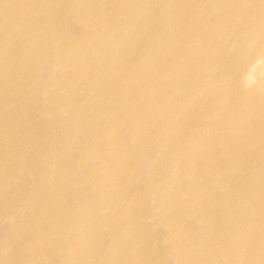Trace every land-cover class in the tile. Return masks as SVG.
<instances>
[{"label":"rangeland","instance_id":"374dc122","mask_svg":"<svg viewBox=\"0 0 264 264\" xmlns=\"http://www.w3.org/2000/svg\"><path fill=\"white\" fill-rule=\"evenodd\" d=\"M248 3L0 0V264H238L228 243L252 203L264 264V140L244 130L250 110L264 120V30Z\"/></svg>","mask_w":264,"mask_h":264},{"label":"bare ground","instance_id":"6f19581e","mask_svg":"<svg viewBox=\"0 0 264 264\" xmlns=\"http://www.w3.org/2000/svg\"><path fill=\"white\" fill-rule=\"evenodd\" d=\"M95 2V1H94ZM221 8H223L225 6L224 2H219ZM180 3L177 1H173L170 3V5L168 6H163L159 11V15L162 17V19L165 20V18L168 21L169 25H174L176 24V20L171 16V12H175V10H179L181 9L180 7ZM249 7L254 10L253 13H255V18H256V24H260L262 26V32L264 30V5L261 4V2H259L258 0H249L248 3ZM78 7H80V5H78ZM12 7L10 6H6L1 8L0 7V16L4 18V20H6V22L11 23V17L10 15H12L10 9ZM15 8V7H14ZM190 9V8H186L185 10ZM264 33V32H263ZM2 37V36H1ZM261 44L262 46H264V37H261ZM215 45H211V47L209 48H201L198 50V53L200 55H208V54H212L215 52ZM97 47L92 48V51L97 53ZM121 54L122 51L121 50H116L111 59L114 62L121 59ZM1 59V58H0ZM149 65H152V62H148ZM208 66L210 68H213L214 65L211 62L210 64H208ZM135 74H133L132 76H134ZM137 87H139V84H137ZM214 87V85L210 86V89ZM223 87V86H222ZM158 89H155V92H157ZM162 91V88L160 90V92ZM231 98V96L229 95V92H224L222 93V95H219L216 100L220 103V104H224L227 101H229ZM262 102L264 103V99L262 100ZM221 111V110H218ZM252 112L249 113V119L250 122L248 123V126H246V128H244V130L252 135L255 136V138L260 139V140H264V120L262 118V115L258 112H255L256 110H250ZM150 114L149 117L155 118L156 116L162 115L161 113H157V112H150L148 113ZM242 114V113H241ZM236 117V116H235ZM235 117H231L230 118V124L231 122L234 120ZM230 134V133H229ZM228 136V135H227ZM236 148V147H235ZM232 148L229 149L228 148V143H227V139L224 138L221 142V149L223 150V152H231V151H235L236 149ZM238 150V149H237ZM233 153V152H232ZM250 152H248L247 150L244 151H240L239 154L241 157H245L246 155H248ZM262 153H264V144H262ZM199 158V155H198ZM231 158V159H230ZM234 161V157L233 156H229V162H233ZM255 161V159H254ZM55 163V162H54ZM189 163L192 166V162H185V163H179V164H174L171 165L170 167L173 169L174 173H176L178 175L179 178V172L181 171V169L183 168V166ZM240 164V162H239ZM194 166V165H193ZM192 166V168H193ZM258 176L257 179H261L264 182V160H262L261 165L259 166L258 169ZM178 180V179H177ZM232 192V191H230ZM253 205V203H252ZM252 205L249 206V208H247L244 212V216L246 219V222H248V224L246 225H242V226H237L236 230H237V234H238V238L234 241H230L228 243V248H227V254L228 256H233L234 252L236 249H240L239 251V255H238V264H258L261 262V260H257L256 255L253 253V248L257 243V240H255V238L251 239L248 238V232L249 229H252V225L255 223L256 218L254 216L255 210L254 208H252ZM200 207V205H198ZM264 215V212H263ZM205 220H209V215L204 216ZM172 219L168 218L166 220V224L169 225L171 223ZM236 226V224L234 225V227ZM224 225H222L220 232H222ZM257 236V234H256ZM264 243V239H260L259 243ZM179 250V249H178Z\"/></svg>","mask_w":264,"mask_h":264}]
</instances>
